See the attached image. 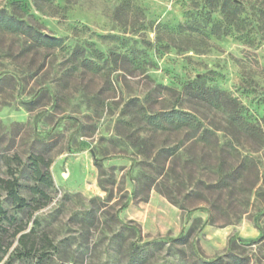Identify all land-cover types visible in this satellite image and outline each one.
<instances>
[{"label": "rangeland", "instance_id": "rangeland-1", "mask_svg": "<svg viewBox=\"0 0 264 264\" xmlns=\"http://www.w3.org/2000/svg\"><path fill=\"white\" fill-rule=\"evenodd\" d=\"M2 12L62 43L0 25V179L12 171L28 202L0 188L15 218L0 216V264H264V0H0ZM34 156L51 185L34 180ZM25 233L34 251L20 256Z\"/></svg>", "mask_w": 264, "mask_h": 264}, {"label": "trees", "instance_id": "trees-1", "mask_svg": "<svg viewBox=\"0 0 264 264\" xmlns=\"http://www.w3.org/2000/svg\"><path fill=\"white\" fill-rule=\"evenodd\" d=\"M0 25L4 30L12 33H21L32 42L36 47L43 49H55L59 47L62 43V39L43 33L37 29L34 25L27 23L26 21L17 18L15 15L8 14L6 12L0 13ZM163 116L166 120H170L173 123L177 124H190V114L179 111V110H170L163 113ZM152 119H158V115L151 117ZM30 161L33 169V178L37 182L44 183L45 185H51V176L47 170L41 171L39 168L40 164H43L45 168L48 167L49 161H45L41 156L30 157ZM10 178L0 179V188L5 190L6 195L10 198L12 204L15 208H24L28 206V202L19 195L17 191V179L12 171H10ZM30 190L33 193L42 195L43 198H46L45 193L36 185H33ZM0 216L10 223L14 222L15 218L7 214V211L2 208L0 205ZM22 227H17L15 232H18ZM7 228L0 225V262L4 254L6 253L9 243L4 242V236L6 234ZM16 234V233H15ZM28 237V234H22L18 238L19 244L22 246L18 255L28 256L34 251L35 242L34 239L26 241L25 238ZM23 250V251H22Z\"/></svg>", "mask_w": 264, "mask_h": 264}]
</instances>
